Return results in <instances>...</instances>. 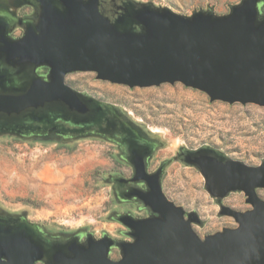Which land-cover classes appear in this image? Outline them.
Instances as JSON below:
<instances>
[{"label": "water", "instance_id": "obj_1", "mask_svg": "<svg viewBox=\"0 0 264 264\" xmlns=\"http://www.w3.org/2000/svg\"><path fill=\"white\" fill-rule=\"evenodd\" d=\"M37 1V34L30 31L11 42L0 28V130L98 123L110 106L67 86L65 77L73 72H94L98 79L130 88L180 82L211 101L264 107V0H242L222 17L207 12L190 18L130 2L113 23L92 2ZM42 66L49 68L46 77L36 73ZM141 160L137 180L148 184L155 198L150 205L159 217L122 220L133 230L134 242L87 235L84 244L53 239L57 246L49 248L0 221V264L47 259L49 264H264V201L256 193L264 189V161L251 167L212 148L184 153L181 161L201 173L218 203L231 192H243L252 207L241 213L219 204L220 214L238 227L201 239L191 228L201 224L197 214L184 219V210L166 200L159 177L147 176ZM114 246L121 250L118 261L108 258Z\"/></svg>", "mask_w": 264, "mask_h": 264}, {"label": "rangeland", "instance_id": "obj_2", "mask_svg": "<svg viewBox=\"0 0 264 264\" xmlns=\"http://www.w3.org/2000/svg\"><path fill=\"white\" fill-rule=\"evenodd\" d=\"M157 10L190 18L211 12L226 16L242 0H129ZM24 0H0V8L25 14ZM264 13V6L261 7ZM73 90L110 106L131 126L157 144L154 167L166 163L162 176L164 196L185 213H196L201 224L192 230L205 236L235 229L232 217L220 214L219 204L242 211L251 206L243 192H231L218 203L204 187V178L184 164V150L212 148L224 157L256 167L264 161V107L248 103L211 101L198 89L180 82L151 87H128L97 78L94 72L65 77ZM113 142L94 135L43 137L0 130V221H23L44 236L107 238L132 243L119 215L143 216L136 207L118 201L114 179L128 171ZM264 201V189L256 191ZM122 257L118 246L108 258Z\"/></svg>", "mask_w": 264, "mask_h": 264}, {"label": "flooded vegetation", "instance_id": "obj_3", "mask_svg": "<svg viewBox=\"0 0 264 264\" xmlns=\"http://www.w3.org/2000/svg\"><path fill=\"white\" fill-rule=\"evenodd\" d=\"M55 1L58 2L59 0ZM85 2H92L96 6L99 14L111 23L122 16L125 10L130 6L129 0H83V3ZM22 9H26V13L18 15L13 13L10 9L0 8V28L6 39L11 42L22 41L30 31L37 34L36 27L41 13L40 3L37 0H24ZM48 72L49 68L46 66H42L36 71L37 75L40 77H46ZM15 131L20 134L35 137H43L53 131L65 136L94 135L113 142L114 145L118 147L121 153L120 159L128 171L126 176L118 175L114 179L116 198L120 203L136 207L138 212L145 213L143 216H136L132 213L121 214L118 220L122 222V220L125 219L134 223L159 217V214L153 212L152 206L150 205L155 202V198L152 196L148 184L144 181L137 180L136 162L142 161L141 159L143 157L146 175L150 177H159L162 194V176L166 163H161L156 167L152 165L158 147L157 144L153 140L146 138L136 128L127 123V121L113 108H105L98 123L86 124L79 128L70 127L63 122H57V125L51 130H46L39 124H25L17 127ZM191 151L194 150H184L180 155V159L184 156L185 152ZM166 200L172 203L167 198ZM251 210L252 207L242 212H249ZM187 214L188 213H185L184 219L188 218ZM192 225L194 224L191 223V228ZM11 227L19 232L30 234L37 242L43 245L45 243L49 248L57 246L55 243L57 240L44 236L34 226H30L23 221L13 223ZM127 228V234L132 238V242H134V232L131 228ZM69 239L76 240L78 244H84L87 241V237L82 238L81 236H73L59 239L57 242L65 244ZM34 264H49V260L47 259L45 262L36 261Z\"/></svg>", "mask_w": 264, "mask_h": 264}, {"label": "trees", "instance_id": "obj_4", "mask_svg": "<svg viewBox=\"0 0 264 264\" xmlns=\"http://www.w3.org/2000/svg\"><path fill=\"white\" fill-rule=\"evenodd\" d=\"M264 6V5H263Z\"/></svg>", "mask_w": 264, "mask_h": 264}]
</instances>
